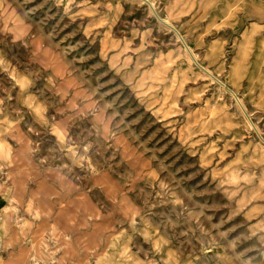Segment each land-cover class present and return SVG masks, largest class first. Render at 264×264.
Segmentation results:
<instances>
[{"label": "rangeland", "instance_id": "1", "mask_svg": "<svg viewBox=\"0 0 264 264\" xmlns=\"http://www.w3.org/2000/svg\"><path fill=\"white\" fill-rule=\"evenodd\" d=\"M149 1L0 0V264H264V0Z\"/></svg>", "mask_w": 264, "mask_h": 264}, {"label": "crops", "instance_id": "2", "mask_svg": "<svg viewBox=\"0 0 264 264\" xmlns=\"http://www.w3.org/2000/svg\"><path fill=\"white\" fill-rule=\"evenodd\" d=\"M149 3V2H148ZM151 3V1H150ZM149 3V4H150ZM152 8L153 5L152 3L150 4ZM155 10V9H154ZM260 11V15L261 13H264V9H259ZM156 12V10H155ZM156 14L159 16V14L156 12ZM259 15V16H260ZM263 16V15H261ZM160 17V16H159ZM160 19L170 28H172L174 30V32L178 35V37L182 40V42L184 43L187 51L189 52V54L191 55V57L199 64L201 65V67H203L210 75L212 74L214 76V74L212 73L211 70H209L207 67H205L204 65H202L199 61L198 58L196 56V54L194 53V51L192 50V48L190 47V45L188 44V42L186 41L183 33L181 34L180 31H178L179 29L177 27H175L174 25L170 24L167 20L163 19L160 17ZM262 20H264L262 18ZM11 214V207L9 206V198L5 193L0 194V220L3 221L5 220V216H8ZM3 224H0V227ZM10 239L9 234H7L6 238H4V244H3V248L2 251L0 249V262H10V244L8 243ZM6 241V242H5ZM8 243V244H6Z\"/></svg>", "mask_w": 264, "mask_h": 264}, {"label": "bare ground", "instance_id": "3", "mask_svg": "<svg viewBox=\"0 0 264 264\" xmlns=\"http://www.w3.org/2000/svg\"><path fill=\"white\" fill-rule=\"evenodd\" d=\"M149 3H150V1L149 0H147ZM151 4V3H150ZM153 5V4H152ZM154 7V6H153ZM155 8V7H154ZM212 75V74H211ZM215 77V76H214ZM216 78V77H215ZM233 93H234V91L232 90V89H230ZM238 100H239V98H238ZM239 102L241 103V101L239 100ZM241 105H242V103H241ZM243 106V105H242Z\"/></svg>", "mask_w": 264, "mask_h": 264}]
</instances>
